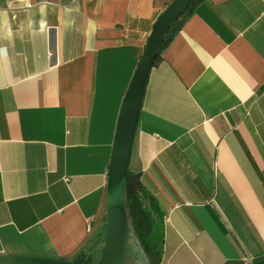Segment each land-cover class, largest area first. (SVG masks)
<instances>
[{
    "label": "crops",
    "instance_id": "obj_1",
    "mask_svg": "<svg viewBox=\"0 0 264 264\" xmlns=\"http://www.w3.org/2000/svg\"><path fill=\"white\" fill-rule=\"evenodd\" d=\"M173 0H0V255L94 264L127 88ZM129 171L155 264H264V0H198L146 84Z\"/></svg>",
    "mask_w": 264,
    "mask_h": 264
},
{
    "label": "water",
    "instance_id": "obj_2",
    "mask_svg": "<svg viewBox=\"0 0 264 264\" xmlns=\"http://www.w3.org/2000/svg\"><path fill=\"white\" fill-rule=\"evenodd\" d=\"M197 0H173L158 16L124 96L112 145L106 187L103 246L94 264H150L137 239L126 203V179L150 71L171 25ZM0 264H79L39 256L0 255Z\"/></svg>",
    "mask_w": 264,
    "mask_h": 264
},
{
    "label": "trees",
    "instance_id": "obj_3",
    "mask_svg": "<svg viewBox=\"0 0 264 264\" xmlns=\"http://www.w3.org/2000/svg\"><path fill=\"white\" fill-rule=\"evenodd\" d=\"M188 9L169 28L164 41L161 44L159 54L155 59L154 64L157 62L163 48L168 44L175 32L182 25ZM147 198L148 197L139 180V175L131 173L128 170L126 179V203L128 215L131 220L135 235L139 240L149 263L152 264L150 259L151 254L153 256L155 255L156 263L158 261L159 246L161 243V230L159 222H157L153 216V213H155L154 206ZM80 256L81 255H78V257L75 259L77 263L89 264L86 261H81Z\"/></svg>",
    "mask_w": 264,
    "mask_h": 264
},
{
    "label": "rangeland",
    "instance_id": "obj_4",
    "mask_svg": "<svg viewBox=\"0 0 264 264\" xmlns=\"http://www.w3.org/2000/svg\"><path fill=\"white\" fill-rule=\"evenodd\" d=\"M155 213H153V216L156 218V216L154 215ZM150 259L152 261V264L156 263V259H155V255L153 256L152 254L150 255Z\"/></svg>",
    "mask_w": 264,
    "mask_h": 264
}]
</instances>
